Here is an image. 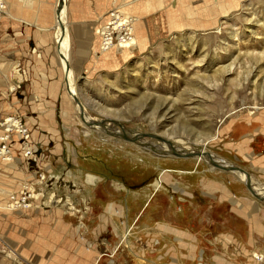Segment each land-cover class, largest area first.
<instances>
[{
	"label": "rangeland",
	"instance_id": "rangeland-1",
	"mask_svg": "<svg viewBox=\"0 0 264 264\" xmlns=\"http://www.w3.org/2000/svg\"><path fill=\"white\" fill-rule=\"evenodd\" d=\"M4 7L0 264H264V197L208 158L139 148L155 134L159 147L204 148L264 195V0H68V22L59 0ZM47 12L44 29L35 21ZM113 14L136 31L129 51L100 50L97 30ZM117 31L106 48L126 45ZM6 117L20 132L9 126L1 139Z\"/></svg>",
	"mask_w": 264,
	"mask_h": 264
},
{
	"label": "bare ground",
	"instance_id": "bare-ground-1",
	"mask_svg": "<svg viewBox=\"0 0 264 264\" xmlns=\"http://www.w3.org/2000/svg\"><path fill=\"white\" fill-rule=\"evenodd\" d=\"M66 2V0H59V7L57 8L58 10H61V9H63L64 10V8H62L63 7V4ZM2 3H3V6H2V8L4 9L5 7H4V2L2 1ZM2 9V10H3ZM57 10V11H58ZM62 10V11H63ZM62 11H60L61 13H62ZM3 12H4V10L2 11V14H3ZM59 17H60V15H59V13L57 14ZM62 15V14H61ZM117 17V18H116ZM111 18V19H110ZM109 19V21L107 22V25L102 29V30H97V32H100L101 34H103V44H101V45H103V47L100 49V50H108L109 49V51H110V53H112V54H114V53H118V52H120V51H124V52H126V51H129L131 48H132V46H134V43H135V41H136V36H135V33H136V31H135V33L133 32V29L131 28V34L133 33V35H131L130 37H129V39H127L126 41H124V42H121L122 44H126V45H123L124 46V48H117V47H121L122 45H119V46H117V45H115V46H117V47H113V49H110V48H106L107 46H109L110 44H111V31L112 30H119V25H121L122 23H124L125 21H127V20H123V18H119L116 14H113L111 17H110ZM140 19H135V23H134V26L136 27V26H139L140 25V21H139ZM117 22H119L118 24H117ZM126 23V22H125ZM112 24V26H110ZM126 24H128V26H130V23H126ZM61 26V25H60ZM134 28V27H133ZM61 29V32L60 31H58L57 32V36L56 37H58V39H59V45H58V43H57V46H58V49L60 48L61 49V52H60V57H61V60L63 61L64 60V65H63V69H64V77H65V81H66V83L68 84L67 85V87L69 88V92H70V94H73L74 92H75V85H74V81H73V74H72V71L70 70V69H68V70H66L65 68H66V64L68 63V61H67V59H68V43H67V37H66V33H65V31H66V29H64V27H61L60 28ZM110 30V32H108ZM136 30V29H135ZM65 33V34H64ZM66 39V40H65ZM120 44V43H119ZM106 48V49H105ZM111 48H112V46H111ZM104 52V51H103ZM61 53H62V55H61ZM109 53V52H108ZM123 55V54H122ZM126 55V54H125ZM74 86V87H73ZM16 88H17V86H16ZM15 90H17V89H15ZM83 112V111H82ZM84 115V114H83ZM82 115V116H83ZM84 116H86V115H84ZM87 118V117H86ZM83 119H85V118H83ZM117 120V119H116ZM110 121V124L111 123H113V124H119V122L117 121H115L114 119H109L108 121H106V120H104V119H97V118H95V120H92L91 118L89 119V120H84V122H87V123H89L88 125H89V127H100L99 125H101V126H103V128H106L105 126H107V125H109V123L108 124H105L106 122H109ZM2 127H3V132L4 133H2L1 134V136H3L4 135V137L3 138H1V139H6L7 137H6V133H7V130H9L10 128H9V126H12V127H15L16 128V131L18 132V134H19V132H20V123H19V120L18 119H15V118H12V117H6V118H2ZM89 129V128H88ZM114 129V128H113ZM91 131V130H90ZM123 133H124V131H123ZM138 135H140V133H138V134H133L132 136H130V138H134V139H136V137L138 136ZM156 135V134H155ZM155 135H152L153 137L151 138V139H145V138H142L141 139V141H139V148H141V149H150V150H153V151H157V152H160L161 154H165V155H168L170 152H188V151H193V150H195V151H197V149L196 148H187L185 145H182L181 144V142H179L180 144H178V145H180V148H174L173 147V145H172V143H169V141H167V140H164V142L166 143V146H162V147H159V142H157L156 141V139H155V137H157V136H155ZM27 136V135H26ZM138 140V139H137ZM22 146H23V144H22ZM190 147V146H189ZM200 151V150H199ZM201 151H204V152H206V154H204V155H199V156H194V158H197V159H206V158H208V159H210V160H212L213 161V163L215 164V165H218L219 167H221V165L219 164V163H217V162H215V159L213 158L212 159V157H214V155L213 154H211L210 152H207V151H205V149L204 148H202L201 149ZM7 153V151L6 150H4V149H2V150H0V156L3 154V156L5 155ZM167 153V154H166ZM175 154V153H174ZM216 158H217V156H215ZM12 159H13V157H12ZM221 162V161H220ZM225 166V165H224ZM227 167H229V166H231V165H226ZM232 172H234L235 173V175L238 177V178H240L241 179V181H248L249 183H250V179H248V177L246 178V176H248V174H246V173H244V172H240V171H238V170H231ZM167 172L165 171V170H163L162 172H161V174L162 175H164V174H166ZM168 176V175H167ZM166 176V177H167ZM163 179V177H160L159 178V180H156L155 181V183L153 184V187H156V188H159V186H160V182H161V180ZM86 180H88V181H91V182H96V177H94L92 174H87L86 175ZM253 180V179H252ZM98 181V180H97ZM26 185V184H25ZM253 190H254V188L253 187H251ZM258 188H259V186H258ZM225 190V189H224ZM254 192H255V190H254ZM257 193V192H256ZM258 194V193H257ZM262 195V194H261ZM262 196H264V195H262ZM58 200L59 201H61V199H59L58 198ZM17 205H13V204H11L10 203V206H6L4 209L6 210H9V209H14V207H16V206H19L20 204H18L19 203V201H16L15 202ZM56 208V207H55ZM3 209V208H2ZM108 209H109V206H108ZM55 210V209H54ZM59 212H61V211H59Z\"/></svg>",
	"mask_w": 264,
	"mask_h": 264
},
{
	"label": "crops",
	"instance_id": "crops-1",
	"mask_svg": "<svg viewBox=\"0 0 264 264\" xmlns=\"http://www.w3.org/2000/svg\"><path fill=\"white\" fill-rule=\"evenodd\" d=\"M4 2H5V0H3ZM28 4V3H27ZM25 2H24V7H26L27 8V5ZM65 4H66V14H65V18H66V21H67V4H68V0H66V2H65ZM151 3H149V2H147V1H145V3H144V7H145V9H147L148 7H149V5H150ZM57 5H58V2H57ZM57 5L55 4V6L57 7ZM72 6H74L75 7V5L74 4H72ZM138 7H139V3H138V5H137ZM136 7V6H135ZM135 7H133V8H135ZM30 10H31V6H29L28 7ZM27 8V9H28ZM28 14H32V12H30L29 11V13ZM46 15H45V17L42 19V20H40V19H38V20H36L35 21V24H41V25H43L42 26V28H47L48 26H49V24H50V18H51V16H50V14L47 12V13H45ZM56 17H57V8H56ZM3 18H4V16H3ZM3 18L1 19V21H3ZM68 22V21H67ZM67 22H66V25H67ZM104 22V21H103ZM102 22V23H103ZM48 25V26H47ZM46 26V27H45ZM65 29V28H64ZM67 31V30H66ZM66 31H65V33H66ZM68 32V31H67ZM66 40V39H65ZM27 41H28V44H29V47L30 48H34V46H36L35 45V43H34V41H33V39L31 38V39H27ZM56 41V40H55ZM67 43H68V41H67ZM97 50H98V48H97ZM59 51V49H58V46H57V52ZM59 56H60V51H59ZM108 54H112V53H108ZM68 65H69V62H68ZM63 66V65H62ZM62 70H63V80H64V69L62 68ZM9 86V85H8ZM63 103V102H62ZM78 132V131H77ZM80 133V131L78 132V134H77V139H80L81 140V138L83 139V137L79 134ZM85 135V134H84ZM80 137V138H79ZM16 158V157H15ZM21 160V159H20ZM16 161H17V158H16ZM18 162V161H17ZM21 162H22V160H21ZM48 165V164H47ZM48 166H50V168H51V170H52V167H51V165H48ZM58 175H54V176H49V178L52 180V177L54 178V180H60V179H58V178H60V177H57ZM167 180V179H166ZM168 181V180H167ZM64 183H66L65 181H63ZM170 183L172 184V187L174 186V182H172V181H170ZM176 185V184H175ZM177 186V185H176ZM258 187V186H257ZM175 187H173V189H174ZM177 188H178V186H177ZM154 190H156L155 188H154ZM176 190H182V189H180V188H178V189H176ZM75 191V190H74ZM66 192L68 193V194H73V192H70L69 190H68V185H67V190H66ZM76 192V191H75ZM224 193V192H223ZM225 194V193H224ZM59 196V195H58ZM63 201H64V198L62 199ZM111 202V201H110ZM3 208H5V207H3ZM109 211V210H108ZM110 212H112V211H110ZM164 226V225H163ZM164 227H167V226H164ZM167 230H169V231H171L172 232V230H170L169 228L167 229ZM124 235V234H123ZM122 235V236H123ZM126 236V235H125ZM177 237H179V238H181V236H185V237H189V235L186 233V232H183L182 231V235H176ZM191 237V236H190ZM195 248V246L194 245H190V247H189V250H191L192 251V254H193V252H194V249ZM81 257L82 256H79V258L81 259ZM92 257H94V256H92ZM78 258V260L76 259V260H74L72 263H75V264H82L83 262L85 263V260H83V261H80V259ZM96 259H97V257L95 256L94 257V259L91 261V264H96ZM82 260V259H81ZM223 263V262H222Z\"/></svg>",
	"mask_w": 264,
	"mask_h": 264
},
{
	"label": "water",
	"instance_id": "water-1",
	"mask_svg": "<svg viewBox=\"0 0 264 264\" xmlns=\"http://www.w3.org/2000/svg\"><path fill=\"white\" fill-rule=\"evenodd\" d=\"M67 66H66V70H68L69 69V65H68V63L66 64ZM174 153H176L177 155H181V154H184V155H187V156H191V157H194V156H199V155H204V154H206V152H204V151H199V150H197V151H195V150H193V151H188V152H174ZM209 161L211 162V163H213V161L212 160H210L209 159ZM214 164V163H213ZM215 165V164H214ZM221 167H224L225 169H227V170H238V171H240V172H244V173H246L245 172V170H243L242 168H240V167H237V166H229V167H227V166H221ZM247 174V173H246ZM245 185H246V188L249 190V192L254 196V197H256V198H263L264 196H259L258 197V194L256 193V192H254V190L251 188V184L247 181H245Z\"/></svg>",
	"mask_w": 264,
	"mask_h": 264
},
{
	"label": "built area",
	"instance_id": "built-area-1",
	"mask_svg": "<svg viewBox=\"0 0 264 264\" xmlns=\"http://www.w3.org/2000/svg\"><path fill=\"white\" fill-rule=\"evenodd\" d=\"M2 1L3 0H0V16H1V14H2V6H3V3H2ZM117 18V17H116ZM126 23H129L128 21H125ZM122 23L121 25H119L118 27H119V30L117 31L118 32V39L120 40V41H122V42H124V41H126L127 39H129V37L131 36V33H130V31H131V29H130V26H128V24H126V23ZM119 22H117V24H118ZM110 26H112V24L110 25ZM116 30V29H115ZM115 30H112L111 31V43H113V32L115 31ZM108 32H110V30L108 31Z\"/></svg>",
	"mask_w": 264,
	"mask_h": 264
}]
</instances>
